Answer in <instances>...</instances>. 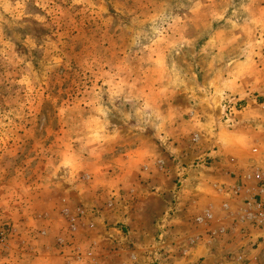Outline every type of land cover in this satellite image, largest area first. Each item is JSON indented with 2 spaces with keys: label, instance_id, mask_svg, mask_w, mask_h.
I'll list each match as a JSON object with an SVG mask.
<instances>
[{
  "label": "rangeland",
  "instance_id": "rangeland-1",
  "mask_svg": "<svg viewBox=\"0 0 264 264\" xmlns=\"http://www.w3.org/2000/svg\"><path fill=\"white\" fill-rule=\"evenodd\" d=\"M260 95L264 0H0V264H43L28 258L40 240L92 264L97 219L121 231L102 264L162 263L181 154L264 158ZM262 235L237 264H264Z\"/></svg>",
  "mask_w": 264,
  "mask_h": 264
},
{
  "label": "crops",
  "instance_id": "crops-1",
  "mask_svg": "<svg viewBox=\"0 0 264 264\" xmlns=\"http://www.w3.org/2000/svg\"><path fill=\"white\" fill-rule=\"evenodd\" d=\"M260 96L263 98L260 101V107L264 108V95ZM248 107L249 105L242 114L252 119L254 112L248 111ZM237 125L243 127L244 124L239 120ZM244 135L241 133L239 138L243 140ZM217 142H220L219 139ZM172 144L173 142H170V146ZM219 145L221 146V143ZM220 146L197 147L203 156L211 159L210 167L200 164L190 165L191 163L186 161L187 154H181L179 165L176 164L174 171L176 182L177 180L181 182V189L177 191L174 185L172 193L174 200L177 199L172 210L173 229L171 231L174 238L170 243V254L165 259L162 257L163 262L160 264H195L202 258H204L203 263L214 262L216 264H237L245 261L244 253L248 251L246 248L249 246V240H253L249 234L254 226L242 220L241 216L247 209L244 200L252 198L258 190V180L254 174L256 170L264 171V158L257 157L254 153L255 149L243 147L244 143H240L237 147ZM146 148L149 149V147H139L138 150L143 149L144 154ZM177 149L178 147H167L172 155H175ZM152 150L155 153L159 147H152ZM157 184H159L157 190H162L160 183L157 182ZM235 186L241 187V195L230 201L226 200L227 196H230L227 193L228 190ZM225 203L229 204L228 210L222 207ZM207 210L213 214L214 221L198 223L196 220ZM217 220H219L218 223ZM185 221L186 224H184ZM103 224L102 219L92 220L90 223L94 237L88 240V257L93 258L92 264L109 261L112 257H107L106 254H112L116 252L114 249L121 247V244L116 241L119 238L115 235L120 234L121 231L116 228L107 229L106 225L103 227ZM100 228L104 230L102 235L96 232ZM165 234L167 236L168 232ZM40 242H35L39 246H32L33 252L29 253L28 257L30 262L36 263L42 260L43 264H64L74 259L66 254H59L61 250L57 246L41 242L47 244L43 245ZM103 242L107 244L109 250L101 248ZM187 248L189 251L185 253ZM55 253L58 255H54ZM86 264H89L88 260Z\"/></svg>",
  "mask_w": 264,
  "mask_h": 264
},
{
  "label": "built area",
  "instance_id": "built-area-1",
  "mask_svg": "<svg viewBox=\"0 0 264 264\" xmlns=\"http://www.w3.org/2000/svg\"><path fill=\"white\" fill-rule=\"evenodd\" d=\"M228 107L226 109V115L232 114L234 110H237V102H234L233 100L228 101ZM254 176L258 180V190L256 194L249 199H245V205L247 209L243 212V215L241 216L242 220L247 221L248 223L252 224L253 226L258 225L259 228L263 231L262 239L264 242V171H255ZM229 195H232L234 197H238L242 193V189L240 186H235L232 189H229L227 192ZM223 208L225 210L229 209V204H224ZM213 214L207 210L203 216L199 217L197 219L198 223H208L212 221ZM62 242V241H61ZM62 245V244H60ZM187 252V251H186Z\"/></svg>",
  "mask_w": 264,
  "mask_h": 264
}]
</instances>
